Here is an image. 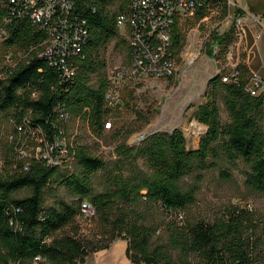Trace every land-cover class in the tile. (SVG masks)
Masks as SVG:
<instances>
[{"label": "trees", "instance_id": "trees-1", "mask_svg": "<svg viewBox=\"0 0 264 264\" xmlns=\"http://www.w3.org/2000/svg\"><path fill=\"white\" fill-rule=\"evenodd\" d=\"M128 1L95 3L98 9L90 17L88 40L78 54L84 58L77 61L75 78L63 85L62 68L40 55L46 51L43 44L49 40L51 31H45L43 36L30 19L14 18L10 23L9 0H0V28L8 29L3 46L26 55L14 71H5L4 67L5 78L0 79V112L17 114L18 131L29 127L32 135L37 136L35 133L41 128L43 139H53L52 120L60 102L72 117L85 120L95 135L102 134L105 121L112 117L105 102L109 86L107 48L116 42V48H122L128 60L130 56L128 41L117 26V16L126 9ZM201 1L217 6L214 20H221V8L225 13L229 0ZM113 6L117 7L114 12L110 10ZM204 14L205 9H201L198 19ZM42 38L43 44H37ZM212 40L220 49L216 61L225 59L235 43L234 34H214ZM184 43L185 36L176 25L172 47L176 57L181 54ZM207 52L213 54L210 45ZM242 60L241 54L237 83H224L226 72L210 80L207 102L199 107L196 116L207 128L197 150L188 149L181 130L158 132L147 136L138 147H117V160L111 169L85 147H78L76 171L35 164L29 173L1 175L0 264H32L38 256L43 259L38 264H83L91 254L110 249L118 240L128 242L126 256L132 264H176L163 253L151 251V233L137 213V207L145 203L160 205L168 212L187 210L195 204L198 188L186 189L184 179L198 174L201 182L202 174L216 169L221 161L233 165L243 161L248 167L247 188L264 196V97H252L247 92L251 73ZM29 86L39 92L37 99L27 90ZM219 98L230 119L225 125ZM19 111L22 114L32 111L31 118H18ZM12 151L11 147L10 156H17ZM140 159L146 162L150 172L138 167ZM19 166L20 159L11 160V167ZM105 169L107 186L97 191L92 178ZM221 176L225 180L231 178L228 171ZM25 189L31 190V196L16 199L14 195ZM60 189L72 200L58 199L48 205L47 194L57 197ZM84 201L96 210V232L91 238L83 236L77 225L84 217L81 210ZM12 204L21 207L23 213L10 212ZM252 227V214L238 209L229 211L214 224L187 226L175 238L189 254L201 256L205 264H264L253 257L254 248L245 238Z\"/></svg>", "mask_w": 264, "mask_h": 264}, {"label": "rangeland", "instance_id": "rangeland-1", "mask_svg": "<svg viewBox=\"0 0 264 264\" xmlns=\"http://www.w3.org/2000/svg\"><path fill=\"white\" fill-rule=\"evenodd\" d=\"M116 8L113 6L110 10L114 12ZM179 29L185 36V43L181 54L177 55L176 73L174 72L168 79L131 81L123 86L122 94H120L121 101L112 112L111 120L114 126L112 130H104L100 136L95 135L85 120L74 117L63 125L71 153L70 160L66 166L60 168L61 170L70 172L77 170L75 151L78 147H85L92 156L102 159L107 168H110L117 160L115 156L117 147L121 145L138 147L149 134L158 132L171 133L174 130H181L185 135L188 149H198L200 139L207 131V128L196 120L199 107L207 102L210 80L224 72L218 70L221 68V63L214 60L207 52L209 45L211 48L214 47L212 38L208 40L209 42H205V33L208 28L199 29L197 23L190 22L183 24ZM119 31L123 38L127 37L125 28ZM54 44L48 45V41H45L43 46L46 45V50H49ZM116 44V42L110 44L106 51L108 77L114 68L129 64L126 52L122 48H116ZM6 55L12 58L9 63L4 61ZM25 58L26 55L14 49H5L3 41L0 40V63L5 66V71H14ZM4 78L5 75H3ZM219 104L222 123L225 125L230 122V119L222 98H219ZM11 116V112H0L2 157L7 151L8 139L12 131L15 136H23L24 133V131H18L16 125L11 124ZM30 133L33 134V131ZM35 134L39 136V132ZM11 147L13 154H19V146H16L18 152L14 151V146ZM138 167L145 172H150L148 165L142 159L138 161ZM106 170L96 173L92 178L97 191H102L107 186ZM247 170L248 167L243 161H238L234 165L221 161L216 169L202 174L201 182L197 178L198 174L187 177L183 181V186L186 189L197 187L198 193L195 204L183 212H168L160 205L141 203L137 207V213L151 233V251L163 253L176 264H205L198 254H189L184 246L178 243L175 235L187 226L200 223L214 224L227 216L231 210L246 209L252 214L253 223L252 229L245 235L246 241L250 242L254 248L253 257L264 261V196L247 188L245 184ZM225 171L231 175L229 180L221 176ZM1 175L4 173L0 171ZM14 196L16 199L27 198L31 196V190L19 191ZM46 199L48 205L54 204L58 199L68 202L72 200L64 189L57 191V197H54V194H47ZM77 225L85 237L91 238L96 232L94 219L89 220L83 217L78 220ZM126 244L128 245V242ZM95 254L87 257L83 264H102L98 257L95 258ZM105 259L108 264H125L121 253L116 249Z\"/></svg>", "mask_w": 264, "mask_h": 264}, {"label": "built area", "instance_id": "built-area-1", "mask_svg": "<svg viewBox=\"0 0 264 264\" xmlns=\"http://www.w3.org/2000/svg\"><path fill=\"white\" fill-rule=\"evenodd\" d=\"M98 0H9L10 23L16 19H30L45 36V31L54 32L55 20H62V35L58 52H51L49 62L63 70V85L71 82L76 76L77 61L84 55H76V45L79 38L84 37L90 31V17L97 12ZM161 3H168V10H161ZM214 8H218L201 0H129L126 9L117 16L119 29L127 31L128 44H136L144 50L141 63H132L131 51H129V64L118 66L113 69L108 77L109 86L105 93V102L111 112L117 108L121 101L122 88L131 81H146L148 79H168V72L176 73L177 57L172 51L173 30L176 25L182 26L190 22L197 23L199 29L208 28L205 33V42H209L214 34L223 36L234 34L235 44L233 51L228 57L220 62L221 68L226 70L224 83H237L240 77L238 69L237 52L244 51L242 40L245 12L237 7L231 0L226 1L227 11L222 12L221 20H214ZM205 9V14L198 19L197 14ZM8 34V29L2 30V39ZM153 34H161V43L153 42ZM162 42H169V53H162ZM37 44H43L42 40ZM207 44V43H206ZM219 45L214 44L212 57ZM34 48V47H33ZM11 56L6 55L4 61L9 63ZM215 60V59H214ZM0 63V79H3V68ZM58 85V87L63 86ZM33 99L39 97V92L32 86L27 88ZM252 97H264V75L251 74L246 87ZM32 111L22 114L19 111L18 118L27 120L31 118ZM16 113L11 116V124L17 123ZM22 115V116H21ZM72 116L68 113L65 105L57 103L53 122V139H43V133L39 128V136H32L28 129H24L23 136H15L13 131L9 136V145L4 157L0 153V171L5 173H29L35 164L46 168H61L70 160V147L67 143L63 125L69 122ZM111 118L104 123L103 130L113 129ZM150 136V134L148 135ZM11 146H19V154L10 156ZM20 159L19 167H11V160ZM85 219L92 220L96 216V210L88 201H84L81 208ZM10 212L23 213V209L12 204ZM21 225V224H20ZM22 231V226H21ZM43 260L38 256L32 264H38Z\"/></svg>", "mask_w": 264, "mask_h": 264}, {"label": "crops", "instance_id": "crops-1", "mask_svg": "<svg viewBox=\"0 0 264 264\" xmlns=\"http://www.w3.org/2000/svg\"><path fill=\"white\" fill-rule=\"evenodd\" d=\"M231 1L246 14L242 31L244 53L240 52V55H244V63L251 74L264 75V0ZM126 243L119 240L110 249L94 253L95 258L98 257L102 264H108L105 259L106 256L116 249L117 252L121 253L125 264H132L126 256L128 248Z\"/></svg>", "mask_w": 264, "mask_h": 264}, {"label": "bare ground", "instance_id": "bare-ground-1", "mask_svg": "<svg viewBox=\"0 0 264 264\" xmlns=\"http://www.w3.org/2000/svg\"><path fill=\"white\" fill-rule=\"evenodd\" d=\"M161 10H168V3H161ZM54 32L55 33H53V31H51V36H50L49 40H47V41H48V45L50 43L54 44V42H56V44H54V46L51 49L46 50V52H44L41 55L42 58L49 60V56H44V55L51 54V52H58V47H60V38H58V35H62V20H55ZM87 35H88V32H87V34H85L84 37L79 38V45H76V55L81 53L83 46L86 44V42L88 40ZM0 36H2V29L1 28H0ZM242 40H243V35H242ZM153 42L154 43H161V34H153ZM130 49H131V61H132V63H141V57H144V50H141V46L136 45V44H130ZM219 51H220L219 47L217 49H215L214 59H217V56L219 55ZM231 51H233V45L230 47V49L227 53V57L230 55ZM162 53H169V42H162ZM237 61H238V65H239V63H240V52H237ZM223 72H226V70H223ZM173 73L174 72H168V78L172 77ZM218 73L221 74L220 71H218ZM223 81H225V77H224Z\"/></svg>", "mask_w": 264, "mask_h": 264}]
</instances>
